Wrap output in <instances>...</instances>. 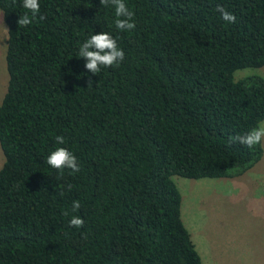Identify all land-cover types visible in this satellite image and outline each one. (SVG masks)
I'll list each match as a JSON object with an SVG mask.
<instances>
[{"label":"trees","instance_id":"1","mask_svg":"<svg viewBox=\"0 0 264 264\" xmlns=\"http://www.w3.org/2000/svg\"><path fill=\"white\" fill-rule=\"evenodd\" d=\"M124 2L128 31L100 0H39L26 27L23 0H0V264H201L173 178H236L262 156L233 138L264 120V79L232 75L264 66V0ZM102 31L125 57L94 75L79 49ZM58 147L79 172L47 164Z\"/></svg>","mask_w":264,"mask_h":264},{"label":"rangeland","instance_id":"2","mask_svg":"<svg viewBox=\"0 0 264 264\" xmlns=\"http://www.w3.org/2000/svg\"><path fill=\"white\" fill-rule=\"evenodd\" d=\"M5 41L0 12V101L7 83ZM250 76L264 79V66L232 75L233 81ZM261 147L258 163L236 178H173L180 219L201 264H264V140ZM2 162L0 151V168Z\"/></svg>","mask_w":264,"mask_h":264},{"label":"clouds","instance_id":"3","mask_svg":"<svg viewBox=\"0 0 264 264\" xmlns=\"http://www.w3.org/2000/svg\"><path fill=\"white\" fill-rule=\"evenodd\" d=\"M100 4L105 7L111 5L114 8L116 16L115 27L118 30L128 31L135 28V23L132 22L134 13L128 9L124 0H100ZM23 7L27 9L28 12L18 19L17 24L19 27H26L33 22V19L40 10L39 0H23ZM217 11L221 13L224 21L228 23L235 22L236 18L232 13L225 11L222 7H218ZM28 13H31V16ZM40 18L43 19L44 17ZM79 56L86 60L84 67L87 71L96 75L101 70V66L107 68L123 61L125 53L118 47L116 39L109 33L102 31L99 34H92L81 45ZM91 84L92 81L89 80L88 86ZM233 140L249 148L260 144L261 141L264 140V123L259 124L246 134L234 137ZM56 142L63 145L65 139L62 136H57ZM46 162L53 169L60 170L61 175L64 169H70L73 172L80 171L75 155L64 147H58L51 151ZM69 188H71V185H69ZM80 207L79 201H73V212L79 210ZM65 215H68V213L66 212ZM68 223L69 227L81 228L84 224V220L77 215H72Z\"/></svg>","mask_w":264,"mask_h":264}]
</instances>
